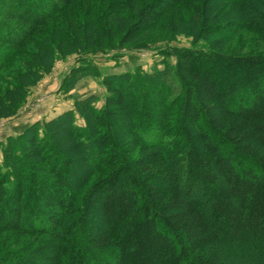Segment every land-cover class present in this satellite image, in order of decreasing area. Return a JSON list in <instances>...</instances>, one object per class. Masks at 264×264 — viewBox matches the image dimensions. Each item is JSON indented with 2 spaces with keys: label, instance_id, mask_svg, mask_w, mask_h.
Returning a JSON list of instances; mask_svg holds the SVG:
<instances>
[{
  "label": "trees",
  "instance_id": "trees-1",
  "mask_svg": "<svg viewBox=\"0 0 264 264\" xmlns=\"http://www.w3.org/2000/svg\"><path fill=\"white\" fill-rule=\"evenodd\" d=\"M157 42L0 140V264H264V0H0V117L67 52Z\"/></svg>",
  "mask_w": 264,
  "mask_h": 264
},
{
  "label": "rangeland",
  "instance_id": "rangeland-1",
  "mask_svg": "<svg viewBox=\"0 0 264 264\" xmlns=\"http://www.w3.org/2000/svg\"><path fill=\"white\" fill-rule=\"evenodd\" d=\"M163 42L148 43L144 46L130 43L104 53L81 54L67 52L58 57L52 69L45 73L36 85L30 89L25 102L19 107L17 113L6 118L0 117V140L4 141L7 135L16 134L36 121L47 120L65 109L72 108L75 98L93 94L96 97V105L100 106L104 96V87L100 81L102 75L133 70L137 65L145 70L161 68L163 65L161 63L162 55L156 46H164L165 43ZM168 43L199 49L206 47L204 41L194 43L189 36L183 34L177 35ZM247 43H249V37L245 34L243 38L240 35L236 38L233 37L231 41L232 46L240 51H243L242 47ZM254 45L256 46V43ZM78 59L80 60L78 61ZM84 63L94 65L99 73L80 78L69 93L61 92L59 86L66 73L71 67L81 66ZM13 243V241L6 242L2 245V248L8 245L12 246Z\"/></svg>",
  "mask_w": 264,
  "mask_h": 264
}]
</instances>
